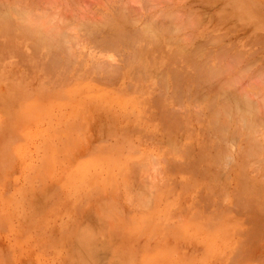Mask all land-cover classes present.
Returning a JSON list of instances; mask_svg holds the SVG:
<instances>
[{
    "label": "rangeland",
    "instance_id": "374dc122",
    "mask_svg": "<svg viewBox=\"0 0 264 264\" xmlns=\"http://www.w3.org/2000/svg\"><path fill=\"white\" fill-rule=\"evenodd\" d=\"M0 22V264H264V116L245 153L207 107L264 115V0H0ZM174 47L212 88L176 113L131 75Z\"/></svg>",
    "mask_w": 264,
    "mask_h": 264
},
{
    "label": "bare ground",
    "instance_id": "6f19581e",
    "mask_svg": "<svg viewBox=\"0 0 264 264\" xmlns=\"http://www.w3.org/2000/svg\"><path fill=\"white\" fill-rule=\"evenodd\" d=\"M23 3V2H22ZM27 8V7H25ZM22 9V8H20ZM24 9V8H23ZM32 10V9H31ZM26 11V9H25ZM29 10H27L26 12H28ZM18 13V11H17ZM29 13V12H28ZM9 14V13H8ZM26 13H22L21 15H24ZM33 14V13H31ZM28 15L30 14H27V17ZM168 15V14H167ZM124 16V15H123ZM122 16V17H123ZM31 18V15L29 16ZM28 17V19L25 17V15L22 17L23 19H25L27 22L31 19ZM18 18L21 19V17L18 16ZM33 18V17H32ZM19 19V20H20ZM34 19V18H33ZM38 19V18H37ZM22 20V19H21ZM24 20V22H26ZM39 20V19H38ZM45 20V19H44ZM111 20V19H110ZM7 21V20H6ZM29 21V22H30ZM112 21V20H111ZM28 22V23H29ZM35 22V21H34ZM32 22V23H34ZM42 22V21H41ZM46 22V21H45ZM48 22V21H47ZM73 22V21H72ZM23 23V22H20V24ZM28 23H24V24H28ZM37 23V22H35ZM43 23V22H42ZM113 23V22H112ZM111 23V25H112ZM0 24H2L0 22ZM15 24V23H14ZM17 27V32L18 34H28L29 32H33L32 29H29V27H32V25H29L28 27H25V25H20ZM50 24V23H49ZM90 24V23H89ZM16 25V24H15ZM35 26V24H33ZM67 25V24H66ZM69 25V24H68ZM91 25V24H90ZM96 25V24H95ZM108 25V24H107ZM177 25V24H176ZM39 26V25H38ZM50 26V25H49ZM57 26V24H56ZM63 26V25H62ZM93 26V25H92ZM51 27V26H50ZM60 27V25L58 26ZM68 27V26H67ZM91 27V26H90ZM98 27V26H97ZM119 27V26H118ZM118 27H113L111 29V31L109 32V38L111 40H106V42L109 43V41L111 42L112 40L115 41V44H117L118 42H121L124 44V42H126V45L128 44V40L126 39V36H127V32L123 31V29L120 30V28L118 29ZM167 27V26H166ZM177 27V26H176ZM2 28V27H1ZM14 28V27H13ZM136 28V27H135ZM151 28V27H150ZM156 28V27H155ZM35 29H38V27L36 28L35 26ZM45 29V28H44ZM58 29V28H57ZM85 29V28H84ZM87 29V28H86ZM104 29V28H103ZM147 29V28H146ZM47 31V29H45ZM52 30V29H51ZM50 30V32H52ZM56 30V29H55ZM58 30H61L60 28ZM109 30V29H108ZM88 31V30H87ZM91 31V30H90ZM121 31V32H120ZM146 31V30H145ZM150 31V30H149ZM175 31V30H174ZM1 32V31H0ZM55 32V31H53ZM124 32V33H123ZM144 33V30L142 31ZM142 32H139V34ZM148 32V31H147ZM46 33V32H45ZM61 33V32H60ZM59 33V34H60ZM75 33V32H74ZM83 33V32H82ZM87 33V32H86ZM121 33V35H119ZM137 33V32H136ZM149 33H154L153 31L149 32ZM32 34V33H31ZM51 34V33H50ZM55 35L58 34V31L57 33H54ZM71 34V33H70ZM77 34V33H76ZM125 36V38H123V35ZM138 34V33H137ZM148 34V33H147ZM155 34V33H154ZM16 35V34H15ZM52 35V34H51ZM68 35V34H67ZM74 34H72L73 36ZM149 35V34H148ZM151 35V34H150ZM6 37L4 40L6 41L7 36L6 35H3L2 37ZM32 36V35H31ZM34 36V35H33ZM54 36V35H53ZM154 36V35H152ZM156 36V35H155ZM59 37H61L59 35ZM63 37V35H62ZM61 37V38H62ZM66 37V36H64ZM68 37V36H67ZM70 37V36H69ZM67 40L71 41L70 37ZM75 37V35L73 36ZM151 37V36H150ZM157 37V36H156ZM1 38V37H0ZM16 38V36L14 37ZM56 38V37H55ZM58 38V37H57ZM56 38V39H57ZM87 38V37H86ZM131 38V37H130ZM147 38V37H146ZM152 38V37H151ZM2 39V38H1ZM51 40H56V39H52V37L50 38ZM126 39V40H125ZM136 39V38H134ZM3 40V41H4ZM21 40V39H19ZM50 40V43L47 42V44H52L53 45V41ZM63 40V38H62ZM66 40V39H65ZM77 40V39H76ZM80 40V39H79ZM153 40V39H152ZM4 41V42H5ZM31 41V40H30ZM39 41V39H38ZM113 41L111 43H113ZM144 41V40H143ZM157 41V40H156ZM3 42V43H4ZM58 43V45L56 44L55 46H57V48H60L61 51H63L62 53L66 52L65 51V46L64 44L62 43V41L60 40H57L56 41ZM66 42V41H65ZM64 42V43H65ZM73 42V40L71 42H69V44L71 45V43ZM149 42V41H148ZM151 42V41H150ZM110 43V44H111ZM130 43V42H129ZM132 43V42H131ZM36 44V43H35ZM73 44V43H72ZM114 44V43H113ZM112 44V45H113ZM119 44V43H118ZM150 44V43H149ZM139 45V44H138ZM144 45V44H143ZM142 45V46H143ZM147 45V44H146ZM17 46V45H16ZM44 46L43 44L40 45L41 47V50L43 48H45L46 46ZM48 46V48H49ZM129 46V45H128ZM137 46V45H135ZM141 46V45H139ZM153 46V45H152ZM148 47V46H147ZM158 47V46H157ZM131 48V47H129ZM134 48V47H133ZM150 48V47H148ZM160 48V47H159ZM136 49V48H135ZM153 49V48H152ZM176 49V50H174ZM171 51V52H168L169 54V58L166 60V61H163V62H159L158 63V66L155 68H151V69H147L148 71L144 72L143 69H144V63L143 61L147 62V57L145 60H143L140 56V58L142 59H139V62H138V65L134 64V70H132V76L134 74V76H137L138 78H143V73H145V76L144 78H147L151 81H155L157 82V87L159 88V96L162 95V98H159L157 97L158 99H160V101H162V106H167V105H175V104H180L181 102H186L187 105L186 107L188 106V103L192 101V94L193 95H204L207 91L210 90L211 86L209 87L208 85V89H204V90H200L198 89H195L196 91H193L191 89V82H192V77H193V74H192V70H191V67H193V59L191 58L190 56V53L186 52V53H182L180 52V50L178 48H175ZM222 49V48H221ZM45 50V49H44ZM43 50V51H44ZM67 50V49H66ZM138 50V48H137ZM47 51V48L46 50ZM50 51V50H49ZM136 51V50H135ZM154 52H156L155 50H153ZM151 52V56L154 52ZM227 51V50H226ZM57 52V51H56ZM163 52V51H162ZM142 53V52H141ZM158 54V52H156ZM1 54V53H0ZM139 54V53H138ZM143 54V53H142ZM147 54V53H146ZM66 55V54H65ZM70 55V54H69ZM72 55V54H71ZM156 55V54H153V56ZM210 55V54H209ZM49 56V54H48ZM136 56V55H135ZM134 56V57H135ZM143 56V55H142ZM145 56V55H144ZM212 56V55H210ZM38 57V56H37ZM150 57V56H149ZM47 58V57H46ZM45 58V59H46ZM68 58V57H67ZM70 58V56H69ZM139 58V57H138ZM153 60L156 62V60L154 58L156 57H152ZM158 58V57H157ZM44 59V60H45ZM56 59V58H55ZM47 60V59H46ZM141 60V61H140ZM150 60V59H149ZM70 61V60H69ZM130 61V60H129ZM151 61V60H150ZM153 61V62H154ZM184 63V64H180V63ZM201 62V61H200ZM205 62V61H204ZM100 63V62H99ZM104 63V62H103ZM107 64V63H106ZM131 64V63H130ZM129 64V65H130ZM148 64V63H146ZM97 65V64H96ZM152 65V64H151ZM99 66V65H98ZM104 66V65H103ZM102 66V67H103ZM149 66V65H148ZM198 66V65H197ZM215 67H217L216 65H214ZM101 68V67H100ZM103 68H101L102 70ZM221 69V68H220ZM100 70V71H101ZM113 70V69H112ZM224 70V69H223ZM220 72V70H218ZM216 71V72H218ZM226 71V70H225ZM57 72V71H56ZM55 72V73H56ZM222 72V71H221ZM220 72V73H221ZM100 73V72H99ZM104 73V72H103ZM224 73V72H223ZM227 73V72H225ZM232 73V72H231ZM87 74V73H86ZM94 74V73H93ZM234 74V73H233ZM130 75V73H129ZM222 75V73H221ZM215 76V75H214ZM246 76V75H245ZM206 77V76H205ZM216 77V76H215ZM229 77V76H228ZM135 78V77H134ZM230 78V77H229ZM239 78V77H238ZM133 79V78H132ZM211 78H209L210 80ZM231 79V78H230ZM140 80V79H139ZM136 81H138V79L136 78ZM141 82V81H140ZM143 82V81H142ZM203 82V81H202ZM206 83L203 84V86L205 85ZM223 84V83H222ZM225 84V83H224ZM243 84V83H242ZM137 86V85H136ZM147 86V85H146ZM164 90H162L163 88ZM162 88V89H161ZM261 88V87H259ZM142 89V88H141ZM212 89V88H211ZM246 89V88H245ZM255 91V90H254ZM195 92V93H194ZM214 94V93H213ZM211 95L210 94L208 95L209 97L207 98V107L209 108L210 110V114H211V125H212V128H213V132L215 134H217V136L219 137H223V138H229L232 136H234L235 139H237V137L241 138L240 141H243V140H247L246 143L248 145V147H246V152L245 153H253L255 152V150L258 148L257 147V144L253 141L252 139V136L257 125L259 123H261L262 121L259 120L261 119V117L263 118L264 115H261L259 114V117L257 118V107L256 105H254V103L248 101L246 98L244 97H240L239 95L236 96V95H227V94H222L220 93L219 95ZM246 94V93H245ZM248 95V94H247ZM249 96V95H248ZM197 97H200V96H197ZM251 97V96H250ZM153 102L156 103L157 105V102L153 99ZM183 102V103H184ZM161 104V103H159ZM166 108V107H165ZM172 108V107H171ZM168 109V108H167ZM165 110V113L169 110ZM173 113H176L175 112V106H173ZM169 111V113L171 112V110ZM205 110V109H204ZM168 113V112H167ZM204 113V112H203ZM256 116V117H255ZM261 116V117H260ZM264 119V118H263ZM238 120H241L243 121V124L240 125V126H237L235 125V122L238 121ZM234 123V125H233ZM256 132V131H255ZM170 138V137H169ZM169 140V139H168ZM257 151V150H256ZM219 157V156H217ZM216 157V159H218ZM224 157V156H223ZM220 160V159H219ZM222 161V159L220 160ZM252 189H255L254 186L251 187ZM249 196V195H248ZM252 201V200H251Z\"/></svg>",
    "mask_w": 264,
    "mask_h": 264
}]
</instances>
